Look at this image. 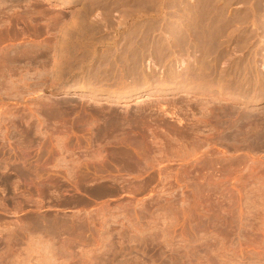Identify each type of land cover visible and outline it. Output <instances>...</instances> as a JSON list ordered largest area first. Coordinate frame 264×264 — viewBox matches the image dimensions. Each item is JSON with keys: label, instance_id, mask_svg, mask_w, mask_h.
I'll return each mask as SVG.
<instances>
[{"label": "rangeland", "instance_id": "1", "mask_svg": "<svg viewBox=\"0 0 264 264\" xmlns=\"http://www.w3.org/2000/svg\"><path fill=\"white\" fill-rule=\"evenodd\" d=\"M176 1L0 0V264H264V0Z\"/></svg>", "mask_w": 264, "mask_h": 264}, {"label": "bare ground", "instance_id": "2", "mask_svg": "<svg viewBox=\"0 0 264 264\" xmlns=\"http://www.w3.org/2000/svg\"><path fill=\"white\" fill-rule=\"evenodd\" d=\"M178 1V0H177ZM176 1V2H177ZM199 1V0H198ZM179 2H180V0H179ZM179 2H178V4H179ZM260 2H262V0L260 1ZM171 3V2H170ZM173 3H174V1H173ZM181 3V2H180ZM188 3V2H187ZM195 3V2H194ZM176 4V3H175ZM207 4V3H206ZM209 4H211V3H209ZM215 4V3H214ZM213 4V5H214ZM184 5V4H183ZM182 5V6H183ZM186 5V4H185ZM259 5V4H258ZM261 5V4H260ZM179 6V5H178ZM181 6V5H180ZM185 7V6H184ZM188 7V6H187ZM175 8H176V6H175ZM189 8V7H188ZM187 8V9H188ZM179 9V8H178ZM212 9V8H211ZM172 10V9H171ZM189 10V9H188ZM253 10V9H252ZM190 11H192V10H190ZM178 12V11H177ZM221 12V11H220ZM188 13V12H187ZM191 13V12H190ZM176 14V13H175ZM179 14V13H178ZM189 14V13H188ZM264 14V13H263ZM186 15V14H185ZM183 16V15H182ZM179 18V17H178ZM190 18V17H189ZM215 18V17H214ZM183 19V18H182ZM187 19V18H186ZM201 21V20H200ZM208 21V20H207ZM217 21V20H216ZM215 21V22H216ZM221 21V20H220ZM228 21V20H227ZM238 21V20H237ZM261 21V20H260ZM178 22V21H177ZM182 22V21H181ZM218 22V21H217ZM186 23V22H185ZM194 23H195V21H194ZM209 23V22H208ZM228 23V22H227ZM239 23V22H238ZM187 24V23H186ZM189 24V23H188ZM203 24V23H202ZM210 24H212V23H210ZM231 24V23H230ZM255 24V23H254ZM180 25H182V24H180ZM185 25V24H184ZM234 25V24H233ZM183 26V25H182ZM213 26V25H212ZM225 26V25H224ZM223 26V27H224ZM231 26H232V24H231ZM180 27V26H179ZM206 28V27H205ZM227 27H225V29H226ZM181 29V28H180ZM218 29V28H217ZM230 29V28H229ZM179 30V29H178ZM193 30V29H192ZM205 30V29H204ZM232 30V29H231ZM194 31V30H193ZM196 31V30H195ZM200 31H201V29H200ZM210 31H212L211 29H210ZM216 31V30H215ZM229 31V30H228ZM236 30H234V31H232V32H235ZM250 31V30H249ZM176 32V31H175ZM182 32V31H181ZM208 32V31H207ZM65 33V32H64ZM171 33V32H170ZM200 33V32H199ZM202 33V32H201ZM204 33V32H203ZM221 33V32H220ZM223 33H225V32H223ZM231 33V32H230ZM69 34V33H68ZM147 34V33H146ZM176 34V33H175ZM232 34V33H231ZM255 34V33H254ZM191 35V34H190ZM228 35V34H227ZM226 35V36H227ZM220 36V35H219ZM219 36H218V38H219ZM222 36V35H221ZM225 35H224V37H226ZM141 37V36H140ZM177 37V36H176ZM185 37V36H184ZM189 37V36H188ZM196 37H197V35H196ZM208 37V36H207ZM250 37H252V36H250ZM175 38V37H174ZM192 38V37H191ZM204 38H205V36H204ZM178 39V38H177ZM220 39H222V38H220ZM224 39V38H223ZM227 39V37L225 38V41H227L226 40ZM185 40V39H184ZM197 40V39H196ZM189 41V40H188ZM209 41H210V39H209ZM222 41V40H221ZM237 41V40H236ZM175 42V41H174ZM178 42H180V41H178ZM183 43H184V41H182ZM181 42V43H182ZM187 42V41H186ZM180 43V46L182 47V46H184L183 45V43L181 44ZM194 44H195V42H193ZM221 43H223V42H221ZM187 44V43H186ZM192 44V43H191ZM190 44V45H191ZM193 44V45H194ZM199 44H202V43H199ZM199 44H197L198 46H199ZM226 44V43H225ZM61 45V44H60ZM174 45V44H173ZM175 45H177L178 46V44H175ZM174 45V46H175ZM215 44H213L212 46H214ZM218 45V44H217ZM222 45V44H221ZM240 45V44H239ZM247 45V44H246ZM66 46H67V44H66ZM132 46V45H131ZM179 46V47H180ZM185 46H187V45H185ZM206 46V45H205ZM211 46V45H210ZM235 46V45H234ZM233 46V47H234ZM60 47V46H59ZM149 47V46H148ZM180 47V49H182ZM196 48H197V46H195ZM207 47V46H206ZM205 47V48H206ZM221 47H223V46H221ZM186 48V47H185ZM185 48H183V49H185ZM188 48H190L189 46H188ZM210 48V47H209ZM215 48V47H214ZM226 48V47H225ZM164 49V48H163ZM182 49V50H183ZM192 49V48H191ZM190 49V50H191ZM200 49V48H199ZM211 49V48H210ZM217 49V48H216ZM215 49V50H216ZM239 49V48H238ZM233 50V49H232ZM235 50H236V48H235ZM240 50V49H239ZM239 50H237V51H239ZM161 51V50H160ZM176 51V50H175ZM179 51H181V50H179ZM189 51V50H188ZM188 51H186V52H188ZM192 51H194V50H192ZM210 51H213V50H210ZM225 51V50H224ZM228 51V50H227ZM158 52V51H157ZM190 52V51H189ZM232 52V51H231ZM230 52V53H231ZM180 54V56H181V52H179ZM185 53V52H184ZM220 53V52H219ZM224 53V52H223ZM207 54H209V53H207ZM211 54H214V53H211ZM173 55V54H172ZM184 55V54H183ZM202 55V54H201ZM223 55H225V53L223 54ZM156 56V55H155ZM174 56H175V54H174ZM194 56V55H193ZM218 56V55H217ZM230 56V55H229ZM187 57V56H186ZM198 57V56H197ZM213 57V56H212ZM211 57V58H212ZM224 57V56H223ZM164 58V57H163ZM222 58V57H221ZM229 58V57H228ZM228 58H227V61H228ZM176 59V58H175ZM181 59V58H180ZM201 59H202V57H201ZM218 59V58H217ZM223 59V58H222ZM195 60V59H194ZM197 60V59H196ZM195 60V61H196ZM221 60V59H220ZM230 60V59H229ZM160 61V60H159ZM232 61V60H231ZM217 62V61H216ZM116 63V62H115ZM202 63V62H201ZM210 63H212V62H210ZM196 64V63H195ZM199 64V63H198ZM203 64V63H202ZM233 64V63H232ZM213 65V64H212ZM201 66V65H200ZM209 66V65H208ZM202 67H204V66H202ZM201 67V68H202ZM58 67H56V69H57ZM195 68V67H194ZM200 68V67H199ZM214 68V67H213ZM185 69H186V67H185ZM184 69V70H185ZM203 69V68H202ZM205 69H206V67H205ZM207 69H209V68H207ZM223 69V68H222ZM227 69V68H226ZM233 69V68H232ZM135 70V69H134ZM188 70V69H187ZM193 70V69H192ZM197 71V70H196ZM201 71V70H200ZM206 70H204V72H205ZM140 72V71H139ZM144 72V71H143ZM189 72H191V71H188V73ZM210 72V71H209ZM219 72V71H218ZM221 72V71H220ZM219 72V74H218V77H213V78H210V79H207L209 76V74H208V72H207V78H205V77H203V78H201V79H199L198 81L197 80H194V78H195V76H193L194 78H193V80H194V82H193V80L192 81H190L191 83H192V85H191V87L190 88H188V90H195V91H197V92H199L201 95H210V96H213V97H223V96H226V94H227V91H225L224 90V87H226V86H223V85H225V84H222V82H223V79H224V81H225V77L222 75L223 73H226V71L225 72H223L222 74ZM252 72V71H251ZM212 73V72H211ZM210 73V74H211ZM228 73V72H227ZM226 73V74H227ZM152 74V73H151ZM181 74V73H180ZM205 74V73H204ZM204 74H203V76H204ZM213 74H215L214 72H213ZM142 75V74H141ZM167 75V74H166ZM175 74H173L172 72H169V76H167V79H174L175 78V76H174ZM228 75V74H227ZM232 75V74H231ZM131 76V75H130ZM140 76V75H139ZM181 76V75H180ZM183 76H184V74H183ZM187 76V75H186ZM199 76V75H198ZM216 76V75H215ZM258 76V75H257ZM137 77V76H136ZM176 77H178V75L176 76ZM189 77V76H188ZM201 77H202V75H201ZM163 78V77H162ZM191 78V77H190ZM199 78V77H198ZM197 78V79H198ZM231 78H232V76H231ZM256 78V77H255ZM176 79H178V78H176ZM185 79H186V77H185ZM184 79V80H185ZM233 79V78H232ZM127 80V79H126ZM148 80H149V77H148V75H143V76H141V78H139L137 81H134V86L133 87H131V89H132V91H134L135 93H133V94H130V96H134L135 97V99L137 98V99H140V97H143V96H139L140 94H141V92H139V91H144L141 87H143V86H145V85H147L148 84ZM179 80V79H178ZM181 80H182V78H181ZM183 80V81H184ZM169 81V80H168ZM167 81V82H168ZM188 81V80H187ZM253 81V80H252ZM85 82V81H84ZM174 82V81H173ZM182 82V81H181ZM189 82V81H188ZM100 83H102V82H100ZM123 83V82H122ZM157 83V82H156ZM158 83H159V81H158ZM161 83V82H160ZM179 83V82H178ZM177 83V84H178ZM183 83V82H182ZM185 83H187V82H185ZM121 84V83H120ZM125 84V83H124ZM129 84V83H128ZM162 84V83H161ZM175 84V83H174ZM189 84V83H188ZM237 84H238V82H237ZM179 85V84H178ZM241 85H242V83H241ZM123 86V85H122ZM125 86H127V85H125ZM172 86V85H171ZM181 86H183V85H181ZM181 86H178L179 88H177V90L179 91V90H182L181 88H183V87H181ZM264 86V85H263ZM129 87V86H128ZM233 87V86H232ZM239 87V86H238ZM141 88V89H140ZM241 88V87H240ZM239 88V89H240ZM90 89V88H89ZM95 89V88H94ZM108 89V88H107ZM125 89V88H124ZM228 89V88H227ZM232 89V88H231ZM230 89V90H231ZM238 89V90H239ZM92 90V89H91ZM120 90V89H119ZM128 90V89H127ZM146 90H148L149 91V89H146ZM187 90V89H186ZM229 90V93L233 90H231L230 91ZM254 90V89H253ZM259 90V89H258ZM124 91V90H123ZM136 91H138V92H136ZM234 91V90H233ZM76 92H78V93H85L86 91H82V90H78V91H76ZM180 92V91H179ZM187 92V91H186ZM190 92V91H189ZM194 92V91H193ZM234 92H238V91H234ZM69 93H72V91H69ZM86 93H88V95H90V96H92L93 95V93L92 92H86ZM115 93V92H114ZM123 93V92H122ZM128 93V92H127ZM233 94V93H232ZM126 95V93H123V94H121V95H113V92H110V99L111 98H113L115 101H123V100H125L126 98H127V96H125ZM146 95H148L147 93L145 94V96ZM230 95V94H229ZM250 96H251V94H250ZM264 96V95H263ZM212 97V98H213ZM147 99V98H146ZM215 99H217V98H215ZM148 100V99H147ZM146 100V101H147ZM150 100V99H149ZM140 101H142V100H140ZM143 101H145V99L143 100ZM199 101V100H198ZM197 101V102H198ZM204 101V100H203ZM137 104V103H136ZM197 104V103H196ZM203 104V103H202ZM205 105V104H204ZM208 108H210V107H208ZM214 108V107H213ZM223 109V108H222ZM227 109V108H226ZM233 109L235 110V107L234 108H232V111H233ZM238 109V108H237ZM236 109V110H237ZM199 110V109H198ZM221 111V110H220ZM223 111H225L224 109H223ZM227 111V110H226ZM202 112V111H201ZM222 112V111H221ZM228 112V111H227ZM215 113V112H214ZM219 113V112H218ZM226 112H224L223 114H225ZM230 113V112H229ZM232 113H235L234 111L233 112H231L230 114H232ZM237 113V112H236ZM213 114V113H212ZM219 114H222V113H219ZM227 114V113H226ZM225 114V115H226ZM247 114V113H246ZM263 114H264V112H263ZM224 115V116H225ZM229 115V114H228ZM236 115V114H235ZM240 115H242V114H240ZM212 116V115H211ZM213 116H214V114H213ZM231 115H229V116H225V119H226V117L228 118V117H230ZM232 116H234V115H232ZM237 116V115H236ZM246 116V115H245ZM215 117V116H214ZM239 117V116H238ZM248 117V116H247ZM251 117V116H250ZM252 118V117H251ZM208 119H210V117L208 118ZM264 119V118H263ZM211 120H213V118L211 119ZM217 120V119H216ZM209 121V120H208ZM214 121V120H213ZM228 121V120H227ZM217 122H218V120H217ZM220 122H222L221 121V119L219 118V123ZM234 122H236V121H234ZM244 122V121H243ZM255 122V121H254ZM211 123V122H210ZM226 123V122H225ZM256 123V122H255ZM264 123V122H263ZM215 124V123H214ZM224 124V123H223ZM229 124V123H228ZM241 124H242V122H241ZM218 125H222V123L221 124H218ZM180 126V125H179ZM223 126V125H222ZM225 126V125H224ZM237 126H238V124H237ZM240 126H242V125H240ZM239 126V127H240ZM201 127V126H200ZM213 127V126H212ZM217 127V126H216ZM233 128V127H232ZM236 128V127H235ZM194 130H195V128H194ZM213 130V129H212ZM233 130H235V129H233ZM263 130V129H262ZM188 131V130H187ZM264 131V130H263ZM219 132V131H218ZM221 132V131H220ZM240 132V131H239ZM188 133V132H187ZM228 133V132H227ZM242 133V132H241ZM244 133V132H243ZM223 134V133H222ZM225 134V133H224ZM239 134V133H238ZM258 134V133H257ZM260 134H261V132H260ZM253 136V135H252ZM262 135H257V136H255V138H254V141L255 140H259V138L261 139V138H264L263 136L261 137ZM233 137H235V136H233ZM139 138V137H138ZM248 138V137H247ZM235 139H236V137H235ZM243 139V138H242ZM251 139V138H250ZM252 140V139H251ZM223 141V140H222ZM264 141V140H263ZM252 143V142H251ZM257 143V142H256ZM262 143H264V142H262ZM258 144V143H257ZM252 145H253V143H252Z\"/></svg>", "mask_w": 264, "mask_h": 264}]
</instances>
